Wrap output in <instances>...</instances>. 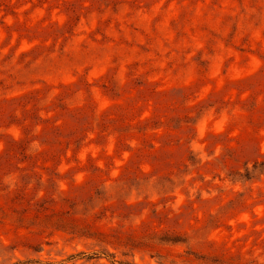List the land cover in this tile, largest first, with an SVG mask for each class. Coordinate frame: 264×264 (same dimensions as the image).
Masks as SVG:
<instances>
[{
  "label": "rangeland",
  "instance_id": "1",
  "mask_svg": "<svg viewBox=\"0 0 264 264\" xmlns=\"http://www.w3.org/2000/svg\"><path fill=\"white\" fill-rule=\"evenodd\" d=\"M0 264H264V0H0Z\"/></svg>",
  "mask_w": 264,
  "mask_h": 264
}]
</instances>
